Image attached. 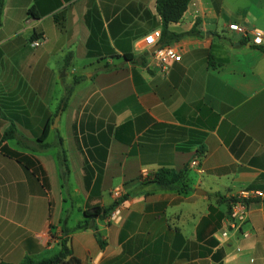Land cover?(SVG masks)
Returning a JSON list of instances; mask_svg holds the SVG:
<instances>
[{"label":"crops","instance_id":"0c3cea01","mask_svg":"<svg viewBox=\"0 0 264 264\" xmlns=\"http://www.w3.org/2000/svg\"><path fill=\"white\" fill-rule=\"evenodd\" d=\"M3 1L0 261L50 257L64 238L79 264H264V196L220 237L231 195L264 191V39L228 29L264 32V0H190L167 30L198 34L176 39L162 35L155 0ZM158 45L180 61L164 69ZM162 168L179 180H147Z\"/></svg>","mask_w":264,"mask_h":264},{"label":"trees","instance_id":"16d2710c","mask_svg":"<svg viewBox=\"0 0 264 264\" xmlns=\"http://www.w3.org/2000/svg\"><path fill=\"white\" fill-rule=\"evenodd\" d=\"M189 1L190 0H155L156 10L160 16V20L162 24V35L163 34L168 35L170 39H176L183 35L198 34V31L195 28L180 34L172 33L167 30V26L169 23L177 22L182 17V14L185 11ZM3 4L4 1L0 0V21L2 16ZM77 81L78 80H75L74 82L76 83ZM71 90H72V86H68L65 88V93L61 100L62 106L65 105ZM48 125H49L48 122H46L44 125L42 131V138H40L41 140H43L47 135ZM14 133L15 132L13 128H8L4 131L2 139H6L9 136H13ZM56 144L59 146L57 151V159L60 167V176L62 180V185L64 186L68 180V167L66 163L65 153L63 148L61 147V140L59 137L56 140ZM42 146L46 147L47 144H44ZM180 176H181L180 173H177L171 169L162 168L157 170L152 175V177L147 180L161 187H169L174 183H176L179 180ZM107 210L108 209H100L99 207H95L91 210L92 212L91 215L92 216L100 215L105 213ZM86 225L87 223L85 222L84 226ZM100 243L103 244V241L100 240ZM59 245H60L59 251L50 257L34 259L27 256L20 263L17 264H79V259L72 254L66 239L62 238L59 241ZM0 264H13V263L0 261Z\"/></svg>","mask_w":264,"mask_h":264},{"label":"built area","instance_id":"2783aa9c","mask_svg":"<svg viewBox=\"0 0 264 264\" xmlns=\"http://www.w3.org/2000/svg\"><path fill=\"white\" fill-rule=\"evenodd\" d=\"M228 29L237 32L242 38L250 40L254 44L258 45L264 39V32L257 27H248L245 25H240L238 23L228 24ZM160 29H155L149 34L145 35L143 40L145 45H154L156 41L160 38ZM42 37H37L31 40L32 46H38ZM155 55L163 64V68L167 69L172 62L180 61L181 55L176 49L170 45H160L155 50ZM190 166L196 167L200 172L202 169L199 167V159L195 157L190 161ZM112 195L119 199L122 195V191L116 188L112 191ZM264 196V191L262 190H249L246 188H240L230 197L229 211L226 217V226L221 231L220 237L226 238L231 229H238L240 225L245 221L248 203L253 198H262ZM120 219L118 212V205H114L108 212L105 213V220L107 222H116Z\"/></svg>","mask_w":264,"mask_h":264},{"label":"water","instance_id":"95a60500","mask_svg":"<svg viewBox=\"0 0 264 264\" xmlns=\"http://www.w3.org/2000/svg\"><path fill=\"white\" fill-rule=\"evenodd\" d=\"M160 45H158L154 50H156L158 47H159ZM59 113H60V110H59ZM59 113L56 115V117H55V119L56 120H58V118H59ZM56 122V121H55ZM90 224H91V222H90Z\"/></svg>","mask_w":264,"mask_h":264}]
</instances>
